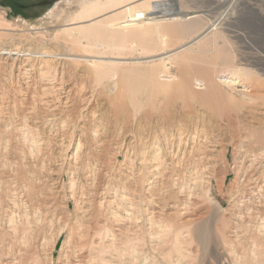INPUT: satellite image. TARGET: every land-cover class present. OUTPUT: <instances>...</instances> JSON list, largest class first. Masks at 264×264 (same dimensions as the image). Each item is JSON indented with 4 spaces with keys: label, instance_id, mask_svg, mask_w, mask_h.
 Here are the masks:
<instances>
[{
    "label": "rangeland",
    "instance_id": "rangeland-1",
    "mask_svg": "<svg viewBox=\"0 0 264 264\" xmlns=\"http://www.w3.org/2000/svg\"><path fill=\"white\" fill-rule=\"evenodd\" d=\"M98 1L0 0V264H264V0Z\"/></svg>",
    "mask_w": 264,
    "mask_h": 264
},
{
    "label": "bare ground",
    "instance_id": "bare-ground-1",
    "mask_svg": "<svg viewBox=\"0 0 264 264\" xmlns=\"http://www.w3.org/2000/svg\"><path fill=\"white\" fill-rule=\"evenodd\" d=\"M211 1H212V3H214L220 9L221 8L224 9V11L221 12V14H219V16H217V18L214 19L213 21H212V19L209 18V20L211 21V25H209V27L205 31L201 32L198 36H196L195 38L191 39L189 42L185 43L182 46V48H187V47H189L191 45H194L195 43H197L200 40H202L205 36H207V35H209L211 33H214V30L220 28L223 25V23H226V20L233 18V12L232 11H234L236 9V5L238 3H240V0H227V1H229L228 5H225V4L221 5L220 3H217V2L218 1L222 2L223 0H218V1L217 0H211ZM123 3H124L123 0H105V1H102V2H100V0H99L94 5L87 6V7L83 8V10H82V12L80 14L81 17L79 15L80 18L76 19V20H80L79 21L80 23H83V24L90 23V24H88L86 26L85 25H83V26L82 25L81 26H75V25H77L79 23L78 22H74V23H71V25L77 27V29L75 31L80 37H82V36H84V37L86 36L87 37L88 35H92V37H93V35H99V34L101 35V34H103V35L106 36L107 39L106 38L105 39L108 41V39H110V40L117 39L120 36V34L111 33V32L110 33L105 32L104 29L101 28V27H102V24H103L104 20H106L108 18H111L109 20H114L113 18H116L115 16H119V17H122V18L124 16H128V19L126 20V22L121 21V22H123V23H121V25L127 27V29H125L124 32L129 34V35H131V34L138 35L139 32L140 33L142 32V30L139 29V28H131L132 26H134V22H136V21H140V22L141 21H145V22H148V23H152V22H160V21H165V20H170V19H182L184 21L188 20L187 15H185V13L181 11V7L179 5H174L173 9H175V11L174 10H172V11L166 10L168 12H166V11L165 12H161V11H155L157 9H154L153 11H150L148 13L145 12V11H138V12L136 11V12H134V16H130V15H132V11H135L141 5L153 6V5H158V4H161V3L164 4V3H166V1H161V0H141V1H139V0H129L128 3H126V4H123ZM104 9H111V11H103ZM105 12H109V13H105ZM96 14H100V15H96ZM208 17H211V16L208 15ZM185 26H188V25H185ZM128 28H131V29H128ZM71 33H73V32H71ZM74 35H76V34H74ZM79 36H78V38L80 40ZM78 38H76V39H78ZM166 54L167 53H162V54H158L156 56H152L151 55V56H148V57H137L135 59H125V60H133V61H136V62H137V60L138 61L139 60L148 61V62H158V61L167 60L168 58H170L172 56V55H166ZM72 56H75V55H72ZM77 57L85 59L86 57L88 58L90 56L89 55H78ZM90 58H92V59H103L100 56H94V57H90ZM104 59H108V60H124V59H118V58H104ZM154 65L156 66V64H154ZM154 65L152 67H150V66L149 67L153 68ZM220 80L224 84L232 83L231 82L232 80L229 81L228 79H225V78H224V80H222V78H220ZM234 85H235V83H234ZM157 170H158V168H157ZM196 231H195V233H196ZM200 233L201 232H199L198 234H200ZM61 235H62V233L59 235V237ZM197 236H198V238H202L203 239L202 233H201L202 237L200 235H197ZM75 264H77V263H75Z\"/></svg>",
    "mask_w": 264,
    "mask_h": 264
},
{
    "label": "crops",
    "instance_id": "crops-1",
    "mask_svg": "<svg viewBox=\"0 0 264 264\" xmlns=\"http://www.w3.org/2000/svg\"><path fill=\"white\" fill-rule=\"evenodd\" d=\"M218 1V0H217ZM217 3H220L221 5L225 4L228 5L229 1L227 0H223L222 2L218 1Z\"/></svg>",
    "mask_w": 264,
    "mask_h": 264
}]
</instances>
